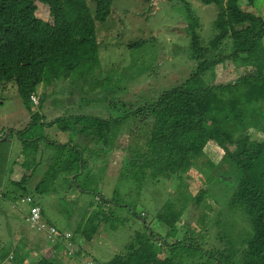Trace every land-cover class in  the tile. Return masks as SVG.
I'll return each instance as SVG.
<instances>
[{"label": "trees", "instance_id": "trees-1", "mask_svg": "<svg viewBox=\"0 0 264 264\" xmlns=\"http://www.w3.org/2000/svg\"><path fill=\"white\" fill-rule=\"evenodd\" d=\"M115 1L0 0V86L14 83L22 105L30 111V97L40 84L67 81L66 88L77 92L81 106L104 111V117L68 115L46 125L33 123L39 127V133L22 141L19 155L23 160L21 167L33 173L35 165L41 162L42 149L53 148V153L45 162L48 165L45 174L50 178L47 183L43 180L38 182L32 190L26 188L29 176L23 175L19 181L9 180L20 191L14 192L11 198L19 201L28 196L30 204L38 205L39 197H33V194L47 192L56 175L66 172L79 176L87 168L86 151L100 154L102 158L111 150L123 152L128 174L133 177V186L138 189L147 176L154 181L161 179L172 183L185 181L184 175L191 169L200 170L202 176L207 175L202 181L203 188L182 199L181 190L177 189L178 195L165 200L162 211L156 214L155 219L160 226L167 228L166 234L150 231L142 220V230L136 229L123 252L102 264H194L197 261L198 264H264V170L258 163L264 143L259 145L249 141L245 135L238 138L232 135L239 131L247 133L246 123L240 120L246 116L244 111L248 105L264 107V15L256 16L241 9L244 3L252 4L253 0H201L215 4L217 9L212 24L214 35L202 45L196 31L198 22L186 0H155L150 3L145 20L154 14L157 4H184L190 20L184 29L195 71L180 86L158 95L145 96L138 90L132 93L134 99L129 100L124 94L131 93V89L115 84L117 77L104 76L101 69V62L111 58V54L106 55L107 52L113 53L115 48H109L108 44L114 39H108V35L99 37L97 27L109 19ZM150 40L154 42L146 37L129 41L124 49H141ZM131 69L121 73L119 80L131 82L142 79V73H130ZM143 72L146 78L147 71L143 69ZM224 73L232 75L231 78H226ZM206 74L218 83L220 78L221 83L205 85ZM140 86L145 87L144 84ZM144 116L152 119L150 129L131 131V122ZM33 118L38 119V115ZM230 119L238 120L240 128L231 129ZM128 123L127 143L123 148L115 146V141L122 136L120 132ZM53 125L67 136V142H50L42 136L41 128ZM225 126L230 129L227 136L223 134ZM257 129L264 132V126ZM11 134L14 132L10 131ZM6 140H0V189L8 181L7 178L3 181V178L9 173H5L8 171ZM210 146L218 148L219 157L223 156L218 166L211 162L203 167L196 165L197 160L203 157L204 149ZM65 148H68L66 158L62 156ZM70 156L73 158L67 159ZM207 164L213 169L211 175L205 171ZM211 182L233 183L224 205L227 210L238 213V219L249 226L240 242L241 248L233 249L231 256L225 249L222 251L225 254L206 250L204 256L197 253L204 249L195 243L194 232L189 230V225L194 219L204 220L193 216L190 222L185 221L186 209L192 203L198 206L203 199H210L207 196H210L208 188ZM5 195L1 193L0 196L5 198ZM103 203L120 207L112 201ZM122 208L128 210L126 205ZM105 215L102 211L96 212L94 218L106 220ZM235 223L238 222L233 221L231 225ZM120 226L118 223L116 228ZM4 227L8 233L0 228L4 234L0 233L4 237V242L0 244V264H25L27 253L20 252L25 248L24 244H13L9 227ZM80 227H76L77 232ZM96 230L91 220L88 221V232H81L80 235L90 240ZM179 230L183 235L175 238ZM42 233V230L36 232V238ZM56 249L57 246L51 244L31 264L62 263L55 257ZM60 250L68 257L79 256L77 252L71 255L73 251L64 246Z\"/></svg>", "mask_w": 264, "mask_h": 264}, {"label": "rangeland", "instance_id": "rangeland-1", "mask_svg": "<svg viewBox=\"0 0 264 264\" xmlns=\"http://www.w3.org/2000/svg\"><path fill=\"white\" fill-rule=\"evenodd\" d=\"M86 1L89 3V0ZM154 1L116 0L109 19L97 27L99 37L108 35L107 38L114 39L116 43L114 45L113 41L108 42L109 48L116 50L114 49L113 53L107 52L106 55L111 54L109 55L111 58L106 62H101L102 73L104 76L108 75L114 79L117 77L115 84L122 85L126 90L131 89L129 91L131 93L124 94L128 95L129 100L134 99L132 93L138 92V90L145 96L153 93L158 95L164 90L180 86L195 71V63L190 59L188 38L184 29L185 25L190 22L184 4L181 2H173L168 5L157 4L154 14L145 20L149 4L154 3ZM186 2L193 17L198 22L196 31L202 45L207 44L214 35L212 24L217 13L216 5L203 3L201 0H186ZM241 9L256 16H263L264 0H253L252 4L244 3ZM117 35L118 38H116ZM144 37L151 38L154 42L150 40L138 50L124 49L127 42ZM103 58L106 56L103 55ZM119 63H121L120 66H118ZM131 67L130 73L140 72L142 79L138 81L133 79L131 82L120 81V74L127 73ZM143 69L147 71L146 78ZM224 74L226 78L232 76L227 73ZM134 75L130 74V76ZM207 76L211 77V75L206 74L205 85H208ZM235 77L236 73L234 74ZM220 80L219 78V83H221ZM66 84L67 81L50 85L40 84L36 92L30 97L32 103L30 111L22 105L14 83L0 86V137L8 139V141L6 140V146H8L6 170L8 171L5 173L9 172L3 178V181L6 178L8 181L0 189V195L1 193L6 194L5 198L0 196V209H2L0 228L5 230L4 233H8L4 225L9 227L12 234L10 239L13 244H24L25 248L20 252L27 253L25 264L36 261L38 255L41 256L47 247L53 243L54 246H57L56 259L62 260L60 264L105 263L116 254L123 252V248L131 242L136 229L142 230V220L147 223L150 231L164 235L167 228L160 226L161 224L155 219V216L162 211L165 200L177 196V189L181 190L180 199L189 195L193 196L203 188L202 181L207 177V175L202 176L200 170L195 169H191L187 175H184L185 181L176 180L172 183L166 180L161 181V179L154 181L147 176L142 181L141 188L138 189L133 186L135 183L133 177L128 174L123 152L111 150L102 158L100 154L94 155V153L90 154L86 151L84 157L87 159V168L79 176H75V173L60 172L52 179L47 187V192L33 194V197H39L37 204L41 208V217L45 222L44 233L41 234L44 237L36 238V228H30L32 226L28 218L30 209V204L27 202L28 196L23 195L24 197L22 196L23 198L21 197L22 199L19 201L13 200L11 195L16 191L20 193V191L9 180L19 181L23 175L29 176L30 179L26 183V188L31 190L42 180L47 183L50 177L45 174L48 169L45 162L53 153V148L45 147L42 149L41 162L35 165L36 168L31 173L21 167L23 160L19 155L22 141L32 139L34 134L39 133V127L33 123L46 125L57 118L68 115L104 117L103 110L81 106L77 92H72L71 88H66ZM141 84H144L145 87L140 86ZM37 103L38 105H36ZM244 112L246 116L240 121L246 123L247 133L244 134L239 131L232 133L233 137L238 138L245 135L249 141L259 145L264 143V132L257 129L259 126H264V107L248 105ZM35 114L38 115V119L33 118ZM146 117L133 120L131 131L149 130L152 119ZM233 120L228 121L230 128L239 129L240 122ZM128 127L129 123L120 132L122 136L115 141V146L118 145L121 148L125 146L127 143L125 134ZM224 130L223 134L227 136L230 129L225 126ZM10 131L17 132L19 135L16 136L15 133L10 135ZM41 134L50 142L54 141L59 144L67 142V136L59 132L54 125L41 128ZM262 145V153L258 156V163L264 170V144ZM64 151L62 156L66 158L68 148H65ZM219 155L218 148L207 147L204 149L203 157L197 160L196 165L201 164L203 167L204 164L211 162L214 166H218L223 158ZM72 158L70 156L67 159ZM206 166L208 168L205 171H208L210 175L213 174L210 165L207 164ZM73 178L76 180L73 181ZM232 185V182L228 185L211 182L208 188L210 196H207L211 200L203 199L198 206L192 203L186 209L185 221L190 222L193 216L199 219L202 217L204 220L196 221L194 219L189 225L191 227L189 230L193 229L195 243L204 249L203 251L198 250L197 253L203 254V256L205 250L220 251L225 254L222 252L224 249L231 256L233 249L241 248L240 242L245 238V232H248L249 226L244 220L238 219V213L227 210L224 205ZM103 201L118 203L120 207L106 205ZM124 205L128 206V210L122 208ZM100 211L106 214V220L101 217L94 218L95 213ZM91 220L96 225L97 230L92 234L90 240H86L80 233L88 232V221ZM233 221L238 223L233 226L231 225ZM118 223L121 226L116 228ZM79 225L81 227L77 232L76 227ZM176 228L179 229L180 225L177 224ZM188 234L190 235V233ZM2 235L4 234L2 233ZM2 235H0V244L4 242ZM182 235L183 233L179 230L175 238ZM71 237L73 240H70ZM63 246L73 251L71 255L77 252L79 256L68 257L63 254L60 250ZM198 263L197 261L194 264Z\"/></svg>", "mask_w": 264, "mask_h": 264}, {"label": "built area", "instance_id": "built-area-1", "mask_svg": "<svg viewBox=\"0 0 264 264\" xmlns=\"http://www.w3.org/2000/svg\"><path fill=\"white\" fill-rule=\"evenodd\" d=\"M28 218H29V223L31 224L33 228H35L34 225H36V230L40 231L44 229L45 225L41 221V217L39 214V208L37 206H34L31 208L30 215Z\"/></svg>", "mask_w": 264, "mask_h": 264}, {"label": "clouds", "instance_id": "clouds-1", "mask_svg": "<svg viewBox=\"0 0 264 264\" xmlns=\"http://www.w3.org/2000/svg\"><path fill=\"white\" fill-rule=\"evenodd\" d=\"M188 79V78H187ZM206 82H207V84L208 85H213V84H219L218 83V81L217 80H215L214 78H211V77H209V78H207V80H206ZM165 91V90H164ZM31 100V99H30ZM33 101V100H32ZM14 132V131H13ZM14 133H16V132H14ZM2 139V138H1ZM0 139V140H1ZM29 199V198H28ZM27 202H28V200H27ZM29 203V202H28ZM30 204V203H29ZM34 206H37L38 208H39V214H40V217H41V208L38 206V205H36V204H30V209H29V212H28V217H29V215H30V210H31V208L32 207H34ZM41 221L43 222V219H42V217H41ZM44 223V222H43ZM45 224V223H44ZM43 231V230H42ZM35 232H39L38 230H36L35 229Z\"/></svg>", "mask_w": 264, "mask_h": 264}, {"label": "water", "instance_id": "water-1", "mask_svg": "<svg viewBox=\"0 0 264 264\" xmlns=\"http://www.w3.org/2000/svg\"><path fill=\"white\" fill-rule=\"evenodd\" d=\"M5 139V137L4 138H2L1 140H4Z\"/></svg>", "mask_w": 264, "mask_h": 264}]
</instances>
